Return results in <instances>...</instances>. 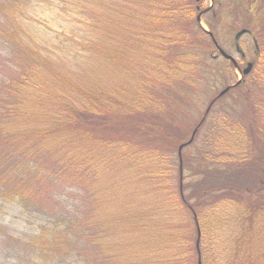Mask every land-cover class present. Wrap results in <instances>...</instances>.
Here are the masks:
<instances>
[{
  "label": "trees",
  "instance_id": "16d2710c",
  "mask_svg": "<svg viewBox=\"0 0 264 264\" xmlns=\"http://www.w3.org/2000/svg\"><path fill=\"white\" fill-rule=\"evenodd\" d=\"M200 3L0 2L13 62L0 87V194L25 203L62 179L91 200L89 218L40 249L79 251L87 229L89 264H264V0H229L247 19L240 36L253 33L252 69L187 127L193 99L234 69L214 62ZM201 120L180 181L179 146Z\"/></svg>",
  "mask_w": 264,
  "mask_h": 264
},
{
  "label": "rangeland",
  "instance_id": "374dc122",
  "mask_svg": "<svg viewBox=\"0 0 264 264\" xmlns=\"http://www.w3.org/2000/svg\"><path fill=\"white\" fill-rule=\"evenodd\" d=\"M2 1L4 0H0V2ZM200 1L202 9L206 12L201 16L200 24L208 30L211 27L219 46L238 61V66L241 69L244 68L253 58V33L240 36L237 43L239 50L235 47L234 36L244 27L247 19L244 20L240 13H232L233 6L229 3V0ZM218 1H221L222 5H218ZM208 7L211 9L205 10ZM232 15H235L236 18H233ZM38 19L39 17L36 20ZM252 20L250 26L255 25V21ZM0 21L4 22L1 13ZM10 49L9 43L0 37V87L8 73H10L9 68L13 63ZM210 52L216 56L214 62H218L216 63L217 66L224 67L226 65L222 63L224 57L220 55L217 48L213 47ZM240 77L241 73L234 68L233 72L225 73L224 85L226 83L231 85ZM224 87L226 86H217L212 89L210 87L209 90L207 89L194 98L193 104L186 113L184 125L194 127L211 98L216 96ZM227 103V99L222 102L223 106ZM220 106L221 104L218 103L217 110L220 109ZM119 170L121 169L117 170V176L121 172ZM183 174L187 177L184 181L189 182V169H184ZM114 175L106 173L107 177ZM174 181H177V179L174 178ZM41 188L40 192L36 191L35 197L31 195L32 200H27L25 203L17 196L0 194V264H89L87 262L89 260L87 251L91 250V247L88 245V240L86 241L87 236L90 235L87 229H84V235L76 247L79 251L70 245H65L63 248H57V246L53 249L45 248L42 250L36 242L43 237L47 240L51 239L52 236L59 237L61 232H67L68 227L74 222H78L79 219L85 216L89 218L91 200L88 198V194L84 193L87 198L85 202L82 201L81 203L79 198L83 196V193H81L79 187L62 179L52 181L50 185L42 184ZM124 190L125 186L118 187L116 185L114 187V191L120 193V195L123 194ZM188 192L190 190H187L186 194ZM117 208L119 212V207L117 206ZM187 217L191 219L189 214ZM127 236L137 237L135 234L129 233L125 238ZM68 237L71 238L70 235ZM125 242L124 239L122 244H125ZM114 250L113 248L110 251L112 255L117 253ZM85 255L87 256L85 257ZM103 257L105 256L103 255Z\"/></svg>",
  "mask_w": 264,
  "mask_h": 264
},
{
  "label": "water",
  "instance_id": "95a60500",
  "mask_svg": "<svg viewBox=\"0 0 264 264\" xmlns=\"http://www.w3.org/2000/svg\"><path fill=\"white\" fill-rule=\"evenodd\" d=\"M200 15H201V13H199V14L197 15V21H198L199 23H200ZM245 31H246L245 29L240 30V31L236 34V38H238V37H239L241 34H243ZM209 33H210V32H209ZM210 35L212 36L211 33H210ZM214 43H215V45H216V47H217L219 53H220L224 58L228 59V60L232 63L233 67L241 73V77H240L239 79H237L235 83H233V84H231V85H228V86L224 87V88H223V89L217 94V96H216L215 98H218V97H220L221 95H223L225 92H227L230 88H232V87H234V86L240 84L241 81H242L243 76L246 75V74H248V73L250 72V70L252 69V65H253V63H252V62H248V63L246 64V66H245L244 68L241 69V68L238 66V63H237L236 59H235L232 55L226 53V52H225V51H224V50H223V49L217 44V42H216L215 40H214ZM237 47H238V45H237ZM213 100H214V99H213ZM213 100L211 101V103H210V104L208 105V107L206 108V111H205V114H204L202 120L205 118V116H206V114H207V112H208V110H209L211 104L213 103ZM202 120L199 122V124L197 125V127H196L195 130L193 131V134H192L191 138H190L187 142H185V143H183V144H181V145L179 146V160H180L179 172H180V181H181V179H182V166H181V155H180V151H181V149H182L183 146H185L186 144H188V143L192 140V138H193V136H194V134H195L197 128L199 127L200 123L202 122ZM199 264H200V263H199Z\"/></svg>",
  "mask_w": 264,
  "mask_h": 264
}]
</instances>
